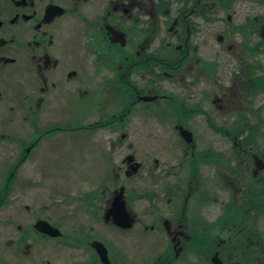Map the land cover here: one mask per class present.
<instances>
[{
    "label": "flooded vegetation",
    "instance_id": "obj_1",
    "mask_svg": "<svg viewBox=\"0 0 264 264\" xmlns=\"http://www.w3.org/2000/svg\"><path fill=\"white\" fill-rule=\"evenodd\" d=\"M73 130L117 163L77 236L41 203ZM0 227V264L63 237L87 264H264V0H0Z\"/></svg>",
    "mask_w": 264,
    "mask_h": 264
},
{
    "label": "rangeland",
    "instance_id": "obj_2",
    "mask_svg": "<svg viewBox=\"0 0 264 264\" xmlns=\"http://www.w3.org/2000/svg\"><path fill=\"white\" fill-rule=\"evenodd\" d=\"M84 134L86 133L83 130H73L71 136L66 134L64 135L65 138L60 135L54 137L56 144L69 143L71 146L65 152H62L61 146L56 147L58 154L60 151V156L54 161L53 180L44 177L47 188L43 190L41 195L43 213L53 222L59 224L64 235L71 233V236H77L79 234L77 228L86 229L88 227L80 211L77 216L69 218V215L73 213L71 211L72 198H79L84 190L93 185L91 181L98 176L100 168L110 173L111 165H113L110 160L101 162L96 158L94 153L88 149V142H86ZM25 168L26 171H32L35 169V163L29 159ZM108 185L109 187L112 185L109 179ZM53 187L55 189H52ZM51 190L55 191L56 194H50ZM59 191L63 192L60 193ZM96 229L104 232L105 228L98 225ZM7 237V228L0 227V247H3L2 242ZM35 250L42 252L43 259L49 260L52 264H87L88 262V258L81 252L79 246L65 237L60 240L40 242L35 246Z\"/></svg>",
    "mask_w": 264,
    "mask_h": 264
},
{
    "label": "water",
    "instance_id": "obj_3",
    "mask_svg": "<svg viewBox=\"0 0 264 264\" xmlns=\"http://www.w3.org/2000/svg\"><path fill=\"white\" fill-rule=\"evenodd\" d=\"M135 166H137V164H135ZM120 196V193L117 194L115 196V199L113 201V206H114V210H116V206L120 208V210H124L123 209V202L120 201V199L118 198ZM124 212V211H122ZM114 221L119 224V225H123V226H129L130 225V222H129V218L128 216L126 215V213H124V216L123 217H120L119 215L115 216L114 217ZM43 222V223H42ZM36 227H41V229H43L45 232L49 233V234H60V231L57 229V228H53L51 225H49L47 222L45 221H37L36 224H35Z\"/></svg>",
    "mask_w": 264,
    "mask_h": 264
}]
</instances>
